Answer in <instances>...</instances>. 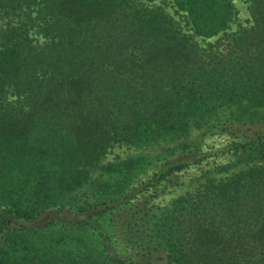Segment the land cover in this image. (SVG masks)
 Returning a JSON list of instances; mask_svg holds the SVG:
<instances>
[{
  "label": "trees",
  "instance_id": "1",
  "mask_svg": "<svg viewBox=\"0 0 264 264\" xmlns=\"http://www.w3.org/2000/svg\"><path fill=\"white\" fill-rule=\"evenodd\" d=\"M152 1L0 0V264H264V0Z\"/></svg>",
  "mask_w": 264,
  "mask_h": 264
},
{
  "label": "rangeland",
  "instance_id": "2",
  "mask_svg": "<svg viewBox=\"0 0 264 264\" xmlns=\"http://www.w3.org/2000/svg\"><path fill=\"white\" fill-rule=\"evenodd\" d=\"M232 1L234 4V8L237 11L236 17L238 19L246 18V11H245L242 0H232ZM149 5L158 6L164 12L170 14L175 19H180L177 16V14L174 13V8L171 5V2H169V0H154ZM190 138L193 140L199 141L202 151L208 153V156L205 159V161H208V163L212 164V162H222L226 160V156L224 154H220L219 151L217 150L218 148H220L221 146L227 143L228 139L225 135L223 134L204 135L198 130H193L190 133ZM157 150L158 149H156L155 147H149L147 149H142V148H134L132 146H127L124 144H114L106 152L103 162H109L114 159H119V158H123L126 156H132V155H136L142 152L147 153L149 151L150 153H154V152H157ZM192 171H194V168L189 169V172H192ZM230 172L231 171L228 170L226 172H222L219 174L214 173L213 175L223 176ZM183 187L175 189L172 193L168 195H164V199L167 200L172 196H175L177 194L184 192L186 188L185 187L183 188ZM117 220H118V217H117ZM117 220L115 219L114 223H116ZM116 249H118L119 252L125 251V249H123V246H121L119 243L116 245Z\"/></svg>",
  "mask_w": 264,
  "mask_h": 264
}]
</instances>
